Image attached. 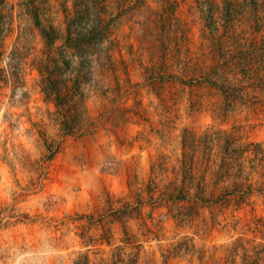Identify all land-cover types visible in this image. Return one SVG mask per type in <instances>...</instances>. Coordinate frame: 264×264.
<instances>
[{
  "label": "rangeland",
  "instance_id": "374dc122",
  "mask_svg": "<svg viewBox=\"0 0 264 264\" xmlns=\"http://www.w3.org/2000/svg\"><path fill=\"white\" fill-rule=\"evenodd\" d=\"M194 1L177 7L190 28L185 64L168 69L190 64L186 77L200 55L206 69L216 56ZM213 2L225 42L248 43L251 9L226 19L224 0ZM148 4L145 26L118 31L112 74L82 84L89 115L102 121L82 135L60 133L40 57L11 56L1 28L0 264H264V85L226 104L211 87L160 82L158 48L169 44L157 41L158 5ZM185 188L189 200L172 197Z\"/></svg>",
  "mask_w": 264,
  "mask_h": 264
},
{
  "label": "trees",
  "instance_id": "16d2710c",
  "mask_svg": "<svg viewBox=\"0 0 264 264\" xmlns=\"http://www.w3.org/2000/svg\"><path fill=\"white\" fill-rule=\"evenodd\" d=\"M153 1L158 5L157 10L153 9V19L161 27L155 31L157 41L169 44L158 48L161 53L158 66L162 73L157 79L160 82L211 87L218 101L226 104L243 99L249 91L247 88L264 85V67L259 65L257 58L263 48L262 41L256 37L257 0H224L226 19L235 16L238 6L251 9L249 15L254 28L249 42L241 46L227 44L221 37L213 17L220 5L213 0L194 1L193 14L197 10L195 6L201 11L202 38L213 43L216 56L206 69L205 56L200 55L202 60L193 66L196 72L187 77L184 72L190 64L178 75L168 71L172 66H183L187 57L184 44L190 39V28L180 22L177 14L180 0ZM148 3L149 0H17L11 4L9 0H0V30L4 27L6 36L10 35L9 54L29 53L30 50L40 57L36 67L41 90L53 104L52 119L61 134H88L101 126L102 121L95 122L87 111L82 84L88 83L94 72L100 78L104 73L112 74L111 49L118 44V31L126 23L130 27L131 24L145 26L148 14H144L141 4L148 7ZM5 6H8L7 13L3 12ZM193 59L197 58L193 56ZM185 190L172 197L179 201L189 200ZM121 208L118 206L116 211L123 212L124 216L133 211Z\"/></svg>",
  "mask_w": 264,
  "mask_h": 264
}]
</instances>
